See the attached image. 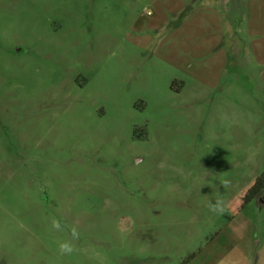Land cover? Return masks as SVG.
Instances as JSON below:
<instances>
[{
    "label": "rangeland",
    "instance_id": "rangeland-1",
    "mask_svg": "<svg viewBox=\"0 0 264 264\" xmlns=\"http://www.w3.org/2000/svg\"><path fill=\"white\" fill-rule=\"evenodd\" d=\"M263 49L264 0H0V264H250Z\"/></svg>",
    "mask_w": 264,
    "mask_h": 264
},
{
    "label": "trees",
    "instance_id": "trees-1",
    "mask_svg": "<svg viewBox=\"0 0 264 264\" xmlns=\"http://www.w3.org/2000/svg\"><path fill=\"white\" fill-rule=\"evenodd\" d=\"M264 194V175L260 177L233 205L234 215L240 214L258 196Z\"/></svg>",
    "mask_w": 264,
    "mask_h": 264
},
{
    "label": "clouds",
    "instance_id": "clouds-1",
    "mask_svg": "<svg viewBox=\"0 0 264 264\" xmlns=\"http://www.w3.org/2000/svg\"><path fill=\"white\" fill-rule=\"evenodd\" d=\"M52 227L59 230L60 229L59 221L53 219ZM72 231H73V238L78 239L77 230L74 228ZM58 249H59L60 255H71L72 252L75 250V247L72 243H70L68 241H62L59 243Z\"/></svg>",
    "mask_w": 264,
    "mask_h": 264
},
{
    "label": "crops",
    "instance_id": "crops-1",
    "mask_svg": "<svg viewBox=\"0 0 264 264\" xmlns=\"http://www.w3.org/2000/svg\"><path fill=\"white\" fill-rule=\"evenodd\" d=\"M264 52V49L262 50ZM250 264H264V242H258L249 257Z\"/></svg>",
    "mask_w": 264,
    "mask_h": 264
}]
</instances>
